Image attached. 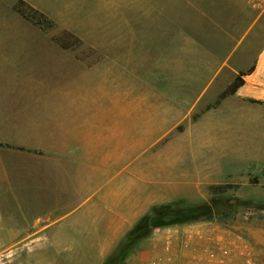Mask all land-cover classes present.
<instances>
[{
	"label": "rangeland",
	"instance_id": "rangeland-1",
	"mask_svg": "<svg viewBox=\"0 0 264 264\" xmlns=\"http://www.w3.org/2000/svg\"><path fill=\"white\" fill-rule=\"evenodd\" d=\"M17 1L0 0V116L7 117V112L12 110L10 107L1 108V105L11 102L33 103L37 97H42L41 100H52V96H55L57 111H63L64 108L68 110L69 107L74 109L77 105L84 106V103L95 106V103L100 102L104 107L110 108L114 102V106L121 109L135 110L133 117L137 129L147 127L144 121L151 118L156 120V125H153L150 132H135L136 147L121 146L114 149V160L119 161L117 164L106 163L108 149H105V171L111 166L114 169L118 167L119 171H130L136 182L151 183L158 192L164 191L159 184L162 178L183 173L195 174L194 171H187L192 165L178 162L176 144L181 131L187 125V118L176 114L178 111L194 108L196 112L192 113V119L197 120V116L206 110L208 104L214 103L222 91L206 97L202 104L193 105L195 101L192 103V98L199 84H177L176 77L202 78L206 74V68L211 66L205 60L206 54L193 49L194 43L211 45L216 49L230 46L228 38L216 34V29L212 27L215 15L210 19L206 9L213 0H193L200 4L199 11L193 14L184 10L185 21H196L195 26L185 28V32H192L196 40H189L185 35V50L180 52L159 50L161 41L166 37L170 41L169 33L174 30L161 27L166 24L164 19L169 18V15L165 14L160 3L169 0H25L47 15L42 25L17 12L14 9ZM247 1L249 4L256 2ZM257 1L263 3L264 11V0ZM236 3L237 0H230V10L234 15L241 14L244 22L246 12L242 8L240 13L237 12ZM252 16L249 10L248 22ZM66 30L80 37L83 42L73 44L68 49L63 48L55 38L73 43L70 42L72 38L65 34ZM245 47L246 50L238 52L232 59L235 67L221 71V79L225 83L233 78L234 82L239 71L250 72L254 67L251 74L256 81L253 80L252 85L264 89V74H255L260 52V49H256L259 48L257 39H249ZM216 54L223 55L221 52ZM246 79L248 81L247 77ZM79 88L82 91L76 92H86L89 97L90 94L96 97L93 101L92 97L86 102L73 101L71 95L55 92H68ZM26 91L41 94H32L30 98L20 96ZM6 92L11 97L6 96ZM98 97L106 99L97 102L95 100L100 99ZM223 100L218 106L223 105ZM162 109H169L173 113V116H169V122L175 125L169 131L162 130ZM177 118L184 120L176 124ZM124 134L121 132V136ZM217 134L222 139L217 153L223 155L225 132ZM255 134V131L229 133L226 138V158L230 159V168L233 169L230 172L216 171L215 182L201 187L198 195L184 196L178 202L185 208L188 207L186 202L209 203L212 206V218H205V213L194 214L189 217V223H198L197 225L186 224L183 228L169 230L158 228L152 233V237L136 244L128 255L126 252L115 255L116 246L112 253L115 256L111 257L112 263L108 259L106 264L192 263V260L181 257H188L197 251L207 253L213 247L212 241L216 237L221 242L220 249L227 248L226 238H230L231 251L261 253L264 257V170H253L260 166L250 164L249 161L239 164V160L251 156L248 149L256 144ZM149 141H152V146L143 147ZM6 144L11 145L8 142ZM3 154L6 159L16 162L22 159L17 147H7ZM200 175H203L201 170ZM144 177L152 179L146 180ZM218 184H224L225 187L213 191L211 186ZM22 198L32 201V205H36L33 211H39L37 204L33 203V194L23 195ZM230 199H233L232 203ZM187 247L192 249L187 250ZM17 248V244L0 243V264L13 262L12 258L6 261L5 253H16ZM153 249L155 252L159 251L157 256L149 254ZM60 251L64 250L57 249V255ZM197 256L207 262L204 256ZM88 262L102 264L100 260L95 261L90 253Z\"/></svg>",
	"mask_w": 264,
	"mask_h": 264
},
{
	"label": "crops",
	"instance_id": "crops-1",
	"mask_svg": "<svg viewBox=\"0 0 264 264\" xmlns=\"http://www.w3.org/2000/svg\"><path fill=\"white\" fill-rule=\"evenodd\" d=\"M160 4L165 14L169 15L164 19L166 24L161 27L174 30L169 33L170 41L167 37L161 41L159 50H185V35L189 40H196L192 32H185V28L194 27L196 21H185L183 12H198L200 4L193 0H169ZM236 4L237 12L240 13L241 8L246 12L244 22L241 14L231 12L230 0L208 3L206 10L210 19L215 15L212 27L216 29V34L228 38L230 46L216 49L211 45L194 43L193 49L206 54L205 60L211 66L206 68L202 78L176 77L177 84H199L192 98V103L195 101L193 105L202 104L206 97L216 91H222V94L233 82L232 78L225 84L221 71L235 67L232 59L238 52L246 50L245 45L251 38L257 39L259 48L256 49H260L256 64L258 69L264 53L263 3L256 0L255 4H249L247 0H237ZM249 10L253 14L250 22ZM217 52L223 55L217 56ZM251 73L239 71L236 79L245 77L244 84L233 94L223 98L219 94L217 100L208 104L206 110L197 116V120L192 119V113L196 112L194 108L177 112V116L187 118V125L176 144L178 162L192 165L187 171H194L195 174L183 173L162 178L159 184L163 192H158L151 183L136 182L130 171H119L118 167L114 169L113 166L106 171L104 169L105 149H108L106 163H119L114 160V149L136 147L135 132L152 131L153 125H156L154 118L144 121L147 127L137 129L134 109H121L114 106V102L108 108L100 102L95 106L84 103V106L77 105L74 109L69 107L68 110L57 111L55 96H52V100L37 97L33 103L1 105V108L10 107L12 110L7 112V117L0 116V243L18 245L16 253H5L6 261L10 258L14 261L1 264H89V253L95 261L106 264L115 247L153 206L198 195L201 187L215 182L216 171L230 172L233 169L230 168V159L226 158L229 133L255 131L256 144L248 149L251 156L239 160V164L249 161L260 166L253 170H264V96L254 98L240 91L248 84L246 77ZM76 91H82V88L55 92L69 94L73 101L86 102L90 97L93 101L96 97ZM26 92L20 96L30 98L32 94H41ZM5 95L11 97L8 92ZM221 100L223 105L218 106ZM161 115L164 117L162 130H171L175 124L169 122V116H173V113L169 109H162ZM121 116L124 118L121 119ZM181 118H177L175 123L184 120ZM223 131L224 156L217 153L222 141L217 133ZM121 132L125 134L121 136ZM151 146L152 141L143 145ZM7 147L19 148L22 159L19 162L6 159L3 153ZM29 193L34 195L33 203L37 204L39 211H33L36 205H32V201L22 198ZM197 224L193 222L191 225ZM57 249L64 251L57 255ZM151 253L156 255L159 251L153 249Z\"/></svg>",
	"mask_w": 264,
	"mask_h": 264
},
{
	"label": "trees",
	"instance_id": "trees-1",
	"mask_svg": "<svg viewBox=\"0 0 264 264\" xmlns=\"http://www.w3.org/2000/svg\"><path fill=\"white\" fill-rule=\"evenodd\" d=\"M14 9L19 12L24 17L36 22L39 25L44 23V20L47 19V15L41 10L35 8L34 6L27 3L25 0H18ZM65 34L68 37L72 38L73 43H69L62 38H55V41L59 43L63 48L68 49L73 44H81L83 41L80 37L76 36L70 31H65ZM254 68L252 69V71ZM251 71V72H252ZM244 84L242 76H239L234 82L228 85L226 90L221 94V97L235 93L240 86ZM255 100V99H254ZM224 184L212 185L211 189L216 191L217 189L224 188ZM182 199L165 203L161 205H155L146 215L141 217L135 226L127 233V235L120 241L116 247V254L129 253L132 252V248L139 244L142 240L149 238L153 232L158 228H168L181 226L189 224V217L194 214H204L205 218H212V206L209 203H192L186 202L187 208L180 205ZM185 201V200H184ZM112 254L109 259V263H112Z\"/></svg>",
	"mask_w": 264,
	"mask_h": 264
},
{
	"label": "built area",
	"instance_id": "built-area-1",
	"mask_svg": "<svg viewBox=\"0 0 264 264\" xmlns=\"http://www.w3.org/2000/svg\"><path fill=\"white\" fill-rule=\"evenodd\" d=\"M184 226H175V227H168L169 229H179L183 228ZM164 229V230H166ZM232 241L230 238H226V249H220L221 248V242L219 240V237L214 238L212 241V248L208 249L207 253H203L200 251L192 252L188 255V257H181L190 259L192 263L187 264H264V257L263 255L257 254V253H248L245 251H231V247L229 243ZM199 256H204V259L207 260L204 261ZM182 264V262L180 263Z\"/></svg>",
	"mask_w": 264,
	"mask_h": 264
},
{
	"label": "bare ground",
	"instance_id": "bare-ground-1",
	"mask_svg": "<svg viewBox=\"0 0 264 264\" xmlns=\"http://www.w3.org/2000/svg\"><path fill=\"white\" fill-rule=\"evenodd\" d=\"M263 73L264 74V53L261 56L259 65H258V69L256 71V75ZM248 84L246 86H243V88L240 90L242 93H249L255 97H263L264 96V89L263 88H259V87H255L252 85V82L254 80V77L248 76ZM256 78V77H255ZM256 81V80H254Z\"/></svg>",
	"mask_w": 264,
	"mask_h": 264
},
{
	"label": "water",
	"instance_id": "water-1",
	"mask_svg": "<svg viewBox=\"0 0 264 264\" xmlns=\"http://www.w3.org/2000/svg\"><path fill=\"white\" fill-rule=\"evenodd\" d=\"M233 202V199H230V203H232Z\"/></svg>",
	"mask_w": 264,
	"mask_h": 264
}]
</instances>
